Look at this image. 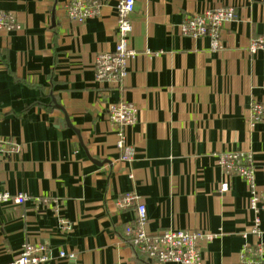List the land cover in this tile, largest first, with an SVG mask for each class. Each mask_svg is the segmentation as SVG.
I'll use <instances>...</instances> for the list:
<instances>
[{
    "label": "crops",
    "instance_id": "obj_1",
    "mask_svg": "<svg viewBox=\"0 0 264 264\" xmlns=\"http://www.w3.org/2000/svg\"><path fill=\"white\" fill-rule=\"evenodd\" d=\"M96 1L98 14L78 21L67 0H0L21 27L0 30V188L31 198L0 205V264L25 244L42 246L46 264H159L126 243L136 219L135 205L119 206L128 193L146 207L148 234L216 235L200 264H242L245 248L264 251V201L254 210L248 184L220 164L251 154L264 195V119L253 124L251 111L264 106V46L250 52L264 39V0H135L136 56L120 85L95 73L97 57L115 50L120 0ZM223 6L236 18L221 49L185 36L188 17ZM121 101L138 112L131 161L109 118Z\"/></svg>",
    "mask_w": 264,
    "mask_h": 264
},
{
    "label": "built area",
    "instance_id": "obj_2",
    "mask_svg": "<svg viewBox=\"0 0 264 264\" xmlns=\"http://www.w3.org/2000/svg\"><path fill=\"white\" fill-rule=\"evenodd\" d=\"M100 4L96 0H67L66 13L71 20L85 21L95 17L99 12ZM135 12V0H120L118 4V25L115 50L111 53L97 57L96 78L99 81L122 84L128 76L129 63L135 58L136 52L130 47L132 34L131 16ZM236 9L234 6H223L206 10L200 14L188 17L183 24L185 36L199 39L208 38L213 50L221 49V34L226 24L234 21ZM15 17L11 14L0 12V30H19ZM264 46V39L256 40L250 47V52H256ZM253 124L264 119V106L253 103L251 106ZM137 109L133 104L121 101L109 107V118L117 128L118 149L122 159L131 161L133 150L128 144V129L137 121ZM4 141L0 138V163L3 158ZM220 164L224 172L230 177H241L248 184L251 193V206L254 210L264 195L260 196L255 191V171L253 157L249 153L226 154L221 157ZM228 190V184L221 187L222 192ZM26 194H11L0 188V205L10 204L22 206L30 201ZM38 200L34 201L36 205ZM136 206V219L127 226L124 235L126 243L148 260L159 264H200L202 244L211 242L216 235L206 232H189L167 230L157 234H148L145 231L147 224L146 207L138 203V198L132 193L126 194L119 206L122 208ZM259 220H256L254 233L257 232ZM242 264H256V260L263 256V248L257 245L254 248H245ZM61 257L75 258L74 254L60 253ZM50 255L42 246L25 244L20 255L11 264H46Z\"/></svg>",
    "mask_w": 264,
    "mask_h": 264
}]
</instances>
